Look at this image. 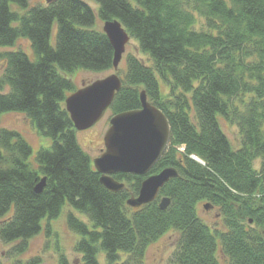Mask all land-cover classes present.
Returning a JSON list of instances; mask_svg holds the SVG:
<instances>
[{
  "label": "trees",
  "instance_id": "trees-1",
  "mask_svg": "<svg viewBox=\"0 0 264 264\" xmlns=\"http://www.w3.org/2000/svg\"><path fill=\"white\" fill-rule=\"evenodd\" d=\"M30 1L0 0V47L26 38L35 56L0 50V115L20 112L51 144L32 159L22 134L0 126L7 254L25 252L29 239L63 214L78 237L79 264H101L100 254L104 264H145L148 245L168 230L179 236L167 264H221L218 252L225 264H264V0H94L97 10L84 0ZM96 19L118 20L146 56H126L111 115L139 108L144 91L170 125L169 145L147 174H113L125 184L118 192L99 182L64 103L77 89L72 72L112 68L107 35L83 28ZM220 117L237 125L238 148ZM166 167L178 175L153 201L126 204L145 177ZM162 197L170 199L165 209ZM202 201L218 207L222 228L198 216ZM40 262L35 256L21 264Z\"/></svg>",
  "mask_w": 264,
  "mask_h": 264
},
{
  "label": "water",
  "instance_id": "water-1",
  "mask_svg": "<svg viewBox=\"0 0 264 264\" xmlns=\"http://www.w3.org/2000/svg\"><path fill=\"white\" fill-rule=\"evenodd\" d=\"M102 30L113 47L112 67L115 70L130 36L116 19L104 21ZM120 87L121 79L113 72L68 94L64 99L65 108L74 128L84 130L94 125L110 106ZM140 103L139 108L116 113L110 118L103 136L104 150L93 159V166L100 174L99 182L112 192L125 188V184L114 179L113 174H146L170 141V125L166 115L147 101L144 91L140 93ZM177 175L175 168L166 167L145 177L137 195L129 197L126 204L139 207L153 201L164 183ZM44 185L45 178H42L36 184L35 191L41 192ZM169 202L168 197H162L159 207L164 209ZM203 207L208 209L210 206L205 203Z\"/></svg>",
  "mask_w": 264,
  "mask_h": 264
},
{
  "label": "rangeland",
  "instance_id": "rangeland-1",
  "mask_svg": "<svg viewBox=\"0 0 264 264\" xmlns=\"http://www.w3.org/2000/svg\"><path fill=\"white\" fill-rule=\"evenodd\" d=\"M46 1L49 0H32L30 1V6L35 5L38 2L44 3ZM84 1H86L89 5L97 10L98 4L94 0ZM102 25L103 22L99 19H96L92 25L83 28L94 31H101L103 27ZM56 29V25L54 24L52 33L50 35L51 44H54L55 42ZM136 45L137 42L131 38L125 44L121 59L115 70L118 75L122 76L123 72L125 71V60L126 56L129 53H134L137 56L146 58L144 54L139 52ZM0 50H21L30 58L35 59L30 42L26 38H19L12 46L0 47ZM2 72L3 63L0 60V76ZM112 72H114L112 68L103 71L79 69L72 72L69 77L72 79L75 88H79L82 85H86L93 82L94 80L103 78L111 74ZM111 117L112 116L110 110L106 109L100 120H98L90 128L84 130H76V139L81 148L89 155L91 162L94 158L99 156L101 150L104 149L103 136L105 131L109 127V120ZM0 126L18 130L22 134V136L32 147V159H34L35 153L40 147L50 146L51 144V139L39 134L36 127L33 126L32 123L27 121L24 115H22L20 112L2 113L0 115ZM220 126L232 143L233 147L238 148L240 146V135L237 125L224 121L220 117ZM205 202L206 201H202L198 204V216L208 225L216 228H222L223 219L220 211L218 210V207L210 206L208 209H205L202 205V203ZM48 229L49 232L46 233V230H42L41 232L30 238L26 251L15 256L7 254L9 248L11 247V244L4 243L0 240V259L3 264H15V261H18L21 264L35 256H39L41 258V262L38 264H79L81 256L74 250L75 240L78 237H76L73 232H71L66 226L64 215L61 214L60 216H58V218L52 220ZM178 236V231L168 230L156 241L150 243L145 251L144 263L167 264V260L175 247ZM98 259L101 264H104V257L102 254L99 255ZM218 260L221 264H225L226 257L218 252Z\"/></svg>",
  "mask_w": 264,
  "mask_h": 264
},
{
  "label": "bare ground",
  "instance_id": "bare-ground-1",
  "mask_svg": "<svg viewBox=\"0 0 264 264\" xmlns=\"http://www.w3.org/2000/svg\"><path fill=\"white\" fill-rule=\"evenodd\" d=\"M66 109V108H65Z\"/></svg>",
  "mask_w": 264,
  "mask_h": 264
}]
</instances>
